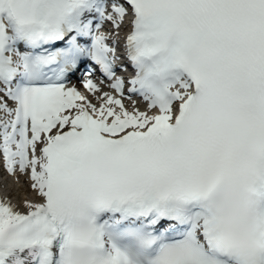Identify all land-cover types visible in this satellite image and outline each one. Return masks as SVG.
Returning <instances> with one entry per match:
<instances>
[{
    "label": "snow or ice",
    "instance_id": "6c2138e0",
    "mask_svg": "<svg viewBox=\"0 0 264 264\" xmlns=\"http://www.w3.org/2000/svg\"><path fill=\"white\" fill-rule=\"evenodd\" d=\"M0 160V264H264V0H0Z\"/></svg>",
    "mask_w": 264,
    "mask_h": 264
},
{
    "label": "bare ground",
    "instance_id": "6f19581e",
    "mask_svg": "<svg viewBox=\"0 0 264 264\" xmlns=\"http://www.w3.org/2000/svg\"><path fill=\"white\" fill-rule=\"evenodd\" d=\"M83 90H80L81 92H84L85 94L89 95L91 98V94L86 93V90L82 87ZM106 91V90H105ZM95 102V101H94ZM138 102V107L143 110L144 105L140 101ZM126 104H128V101H125ZM2 160H0V166H2ZM25 179L21 176H19V182L17 183V177L16 176H9L10 181L7 182V180L4 178V176H1L0 178V197H10L12 199V202L14 204H19L22 200L28 199V200H34L33 193L29 188V182L27 180V177L24 176ZM14 185V186H13ZM18 193L22 194V199L18 200L17 195Z\"/></svg>",
    "mask_w": 264,
    "mask_h": 264
},
{
    "label": "rangeland",
    "instance_id": "374dc122",
    "mask_svg": "<svg viewBox=\"0 0 264 264\" xmlns=\"http://www.w3.org/2000/svg\"><path fill=\"white\" fill-rule=\"evenodd\" d=\"M7 178V175L5 176ZM25 179L24 176H21ZM10 181V180H9ZM14 186V185H13ZM18 200L22 199V194L21 193H18V195L16 196ZM33 198L34 200H37V197L35 196V194H33Z\"/></svg>",
    "mask_w": 264,
    "mask_h": 264
}]
</instances>
